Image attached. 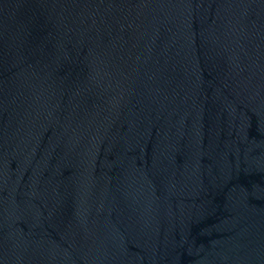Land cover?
<instances>
[{"label": "water", "instance_id": "1", "mask_svg": "<svg viewBox=\"0 0 264 264\" xmlns=\"http://www.w3.org/2000/svg\"><path fill=\"white\" fill-rule=\"evenodd\" d=\"M0 264H264V0H0Z\"/></svg>", "mask_w": 264, "mask_h": 264}]
</instances>
